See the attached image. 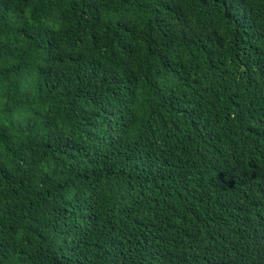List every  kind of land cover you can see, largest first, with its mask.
Wrapping results in <instances>:
<instances>
[{
	"label": "trees",
	"instance_id": "obj_1",
	"mask_svg": "<svg viewBox=\"0 0 264 264\" xmlns=\"http://www.w3.org/2000/svg\"><path fill=\"white\" fill-rule=\"evenodd\" d=\"M0 264H264V0H0Z\"/></svg>",
	"mask_w": 264,
	"mask_h": 264
}]
</instances>
